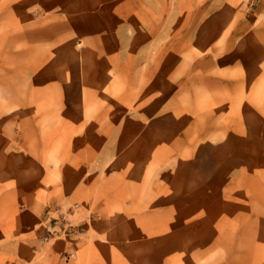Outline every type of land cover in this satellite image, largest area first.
<instances>
[{
	"label": "rangeland",
	"instance_id": "rangeland-1",
	"mask_svg": "<svg viewBox=\"0 0 264 264\" xmlns=\"http://www.w3.org/2000/svg\"><path fill=\"white\" fill-rule=\"evenodd\" d=\"M0 264H264V0H0Z\"/></svg>",
	"mask_w": 264,
	"mask_h": 264
}]
</instances>
